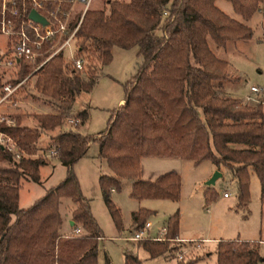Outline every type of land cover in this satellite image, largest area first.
<instances>
[{
	"label": "trees",
	"instance_id": "16d2710c",
	"mask_svg": "<svg viewBox=\"0 0 264 264\" xmlns=\"http://www.w3.org/2000/svg\"><path fill=\"white\" fill-rule=\"evenodd\" d=\"M49 1L48 7L55 2ZM214 1L103 0L97 7L88 6L73 38L74 58L83 60L82 69L64 62L59 53L28 76L26 80L33 77L31 87L36 92L31 94L40 95L51 110L33 113L35 121L31 124L21 123L20 115L13 114V124L0 122V131L26 153H33L40 133L54 130L44 148L56 151L53 158L66 167V172L58 183L19 207L20 179L38 182L39 167L48 159L41 155L15 160L0 145V161L8 163L0 165V264H96L101 230L71 168L90 142L96 143L97 155L110 169L97 181L116 227L120 226V213L110 193L121 188L123 179L130 182L128 195L132 198L178 199V174L167 170L152 179L140 177L143 156H172L193 162L208 159L234 180L237 206L246 205L249 174L254 172L264 204V94L249 103L219 91L227 78L228 61L217 57L208 44V39L221 47L228 41H246L252 29L223 12ZM227 1L243 21L258 9L264 12V0ZM79 15L80 9L71 14L68 31ZM258 40L264 43V31ZM112 46H136L141 58L125 81L123 102L96 134H81L73 127L61 129L75 97L93 87L101 66L111 59ZM86 59H95L98 65L85 63ZM29 71L28 63L19 59L14 75L3 82L15 83ZM86 116L85 108L73 115L78 123ZM203 194L206 203L215 196L209 186ZM63 196L74 204L72 230L79 227L80 233L59 232L58 203ZM151 212L145 207L131 210L132 228L141 227ZM166 228L168 238L177 236V211L167 216ZM136 245L150 257L177 248L146 238ZM215 256V264H257L261 259L255 241L238 238L218 239ZM201 257L177 260V264H189ZM123 264L143 263L134 252L125 250Z\"/></svg>",
	"mask_w": 264,
	"mask_h": 264
},
{
	"label": "rangeland",
	"instance_id": "374dc122",
	"mask_svg": "<svg viewBox=\"0 0 264 264\" xmlns=\"http://www.w3.org/2000/svg\"><path fill=\"white\" fill-rule=\"evenodd\" d=\"M103 0H92L90 7H97ZM215 5L224 12L244 23L252 29V34L246 41H228L225 46H215L208 39V44L213 53L228 61L226 67L227 78L223 81L219 91L222 93L237 96L252 103L258 95H253L249 86L251 84H263L264 78V43L258 40L264 31V12L261 9L254 11L251 16L243 21L240 16L233 12L227 0H215ZM80 9L77 5L72 7L71 14ZM70 14V16H71ZM64 49V62H72L74 58V42ZM9 45V40L0 34V51L5 50ZM136 46L121 48L112 46L111 59L101 66L96 83L85 92L79 93L70 107V116L83 108L87 111L84 121L68 124L63 120L62 128L73 127L84 134H96L103 129L112 110L123 101L124 84L136 71L141 58L136 53ZM87 61V62H86ZM85 63L98 65L95 59H86ZM84 63V62H83ZM29 69L33 67L28 63ZM86 65V64H85ZM15 68L0 67L1 82L7 77L14 75ZM3 72V73H2ZM32 78L25 80L20 88H17L6 100L0 103V114L20 115V122L31 124L35 121L33 113L44 110H51L49 105L43 101L31 87ZM12 117V116H11ZM14 121V120H13ZM67 123V124H66ZM54 130L42 131L36 141V150L27 153L29 157H47L48 162L39 167L38 182L29 179H20L18 189V206L25 207L33 199L40 196L44 190L58 183L65 175L66 167L61 165L53 156L44 155V148L49 142V136ZM25 152V151H24ZM26 153V152H25ZM43 153V154H42ZM1 166H6V161H0ZM215 166L208 159L193 162L190 159L179 157L143 156L141 157L142 178L152 179L157 168L175 171L180 179L179 196L177 200L163 198H141L136 199L128 195L130 182L128 179L122 180L119 190H112L111 200L118 207L120 213V226L116 227L104 205L97 176L108 173V166L103 158L96 153V143L91 142L83 156L73 162L71 168L74 172L80 191L88 199L90 211L95 218L102 236L97 240L96 264H123V252L131 250L141 260L143 264H177V260L183 261L190 257L202 255L201 258L189 264H215V238L225 239L246 235H257L258 228H261V238L264 236V204L259 199V182L254 172L249 174L248 201L245 206L236 205V190L234 180L229 174L221 169L220 175L211 185H206V179L211 175ZM159 169V170H160ZM209 186L215 192L214 199L208 203L204 200V189ZM228 192L227 197L222 196V192ZM74 204L68 197H60L58 210L61 215V225L59 232L66 227V217L71 219V210ZM138 207H145L152 210L145 220L152 224L151 228L166 225L167 216L174 211L178 212L177 234L183 237H195L199 239V245L195 240H185L167 237V230L161 240L166 247L176 245L173 252L150 257L146 250L136 245V241L125 238L131 235L130 211ZM154 231V230H153ZM82 232L80 229L77 233ZM69 230L63 234H71ZM201 238V239H200ZM218 240V239H217ZM261 250L264 252V244ZM180 253L181 257H177ZM264 264V263H263Z\"/></svg>",
	"mask_w": 264,
	"mask_h": 264
},
{
	"label": "built area",
	"instance_id": "2783aa9c",
	"mask_svg": "<svg viewBox=\"0 0 264 264\" xmlns=\"http://www.w3.org/2000/svg\"><path fill=\"white\" fill-rule=\"evenodd\" d=\"M92 0H55L48 7L46 4L49 0H0V34L9 40L8 47L0 51V67L1 69L15 68L19 59L32 63L33 67L30 71L15 83L8 81L0 84V103L6 100L20 85L28 78V76L44 64L53 55L61 53L64 58V49L71 46V40L74 38L75 30L81 20L84 11L88 8ZM63 4L67 6L64 7ZM77 5L80 8V15L75 25L68 31L67 23L70 18L72 7ZM34 8L45 19L46 23L42 24L28 17L29 9ZM72 47V46H71ZM74 50V48H73ZM72 58L70 64L72 67L82 69L83 60L80 57ZM264 78V70L262 72ZM250 92L259 98L264 94V83L251 84ZM259 98H254L257 101ZM67 123L74 124L78 122V118L67 116L64 119ZM0 122L7 125L13 124L11 116L0 114ZM0 145L5 148L13 159L28 156L22 148H20L14 139L9 135L0 131ZM43 154V153H42ZM56 151L52 148L48 149L44 155L53 156ZM223 196L228 192L223 191ZM150 221L145 220L141 227L132 230L131 235L125 238L132 240L139 239H157L162 240L166 233V225L157 227L155 233H150ZM74 232L79 231V227L73 229ZM180 258V253H177Z\"/></svg>",
	"mask_w": 264,
	"mask_h": 264
},
{
	"label": "crops",
	"instance_id": "0c3cea01",
	"mask_svg": "<svg viewBox=\"0 0 264 264\" xmlns=\"http://www.w3.org/2000/svg\"><path fill=\"white\" fill-rule=\"evenodd\" d=\"M221 9V8H220ZM222 10V9H221ZM223 12H224V10H222ZM96 83V82H95ZM18 88H20V87H18ZM81 93V92H80ZM79 94V93H78ZM119 101H123V99L122 98H120L119 99ZM122 103V102H121ZM46 111H48V110H44V112H46ZM67 124V123H66ZM68 124H70V123H68ZM63 125V124H62ZM61 125V126H62ZM60 126V127H61ZM63 129V128H62ZM79 132V131H78ZM81 133V132H80ZM81 134H84V133H81ZM91 143V142H90ZM90 143H89V145H90ZM89 145H88V147H89ZM87 147V148H88ZM87 151V150H86ZM96 153H97V145H96ZM161 157H169V156H161ZM140 165H141V158H140ZM215 169H216V167H214ZM109 169V168H108ZM160 168H157L156 170H158V172H156L155 173V176L157 175V174H159V173H162V172H164V171H167V170H164L163 168H161L160 170H159ZM142 170V169H141ZM168 170H170V169H168ZM109 171H110V169H109ZM40 174V173H39ZM100 175V174H99ZM98 175V176H99ZM97 176V177H98ZM154 176V177H155ZM39 180H40V178H39ZM18 196H19V193H18ZM223 196V195H222ZM228 195H226V196H223V197H227ZM263 210H264V208H263ZM69 220H70V218L67 216L66 217V227H62L63 228V230L62 231H60L61 233H66V232H68L69 230H71V228H72V223H69ZM151 223V222H150ZM61 225V224H60ZM152 227V224L150 225V233H155V231H156V229H157V227L155 228H151ZM154 230V231H153ZM263 230H264V226H263ZM261 231H262V229L261 228H258V231H257V235H255L254 233H252L253 235H246V236H240L239 238L238 237H234V238H238V239H240V240H248V241H255L256 243H257V250H258V253H259V255L261 256V259L258 261V263L257 264H263L264 263V252L261 250V248H262V244H264V236H263V238H261V236H260V233H261ZM177 236H178V238H181V239H185V240H195L196 241V244L197 245H199V243L198 242H200L199 241V239H195V237H183V236H180L179 234H177ZM201 239V238H200ZM217 239H219V238H215L213 241H217ZM225 239H228V238H225ZM216 246V245H215ZM215 259H216V256H215Z\"/></svg>",
	"mask_w": 264,
	"mask_h": 264
},
{
	"label": "water",
	"instance_id": "95a60500",
	"mask_svg": "<svg viewBox=\"0 0 264 264\" xmlns=\"http://www.w3.org/2000/svg\"><path fill=\"white\" fill-rule=\"evenodd\" d=\"M28 17L32 20L38 21L42 24L46 23V19L38 13L34 8L29 9L28 11ZM221 173L218 169H214L211 173V175L206 179L205 184L211 185L214 183V180L217 176H219ZM69 223H72V220H69Z\"/></svg>",
	"mask_w": 264,
	"mask_h": 264
}]
</instances>
